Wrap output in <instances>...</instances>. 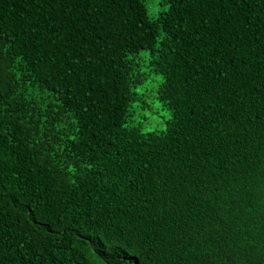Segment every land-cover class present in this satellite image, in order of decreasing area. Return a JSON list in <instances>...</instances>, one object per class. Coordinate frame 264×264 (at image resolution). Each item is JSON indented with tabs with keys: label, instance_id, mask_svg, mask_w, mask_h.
Wrapping results in <instances>:
<instances>
[{
	"label": "trees",
	"instance_id": "obj_1",
	"mask_svg": "<svg viewBox=\"0 0 264 264\" xmlns=\"http://www.w3.org/2000/svg\"><path fill=\"white\" fill-rule=\"evenodd\" d=\"M151 2L0 0V264H264V0Z\"/></svg>",
	"mask_w": 264,
	"mask_h": 264
},
{
	"label": "rangeland",
	"instance_id": "obj_2",
	"mask_svg": "<svg viewBox=\"0 0 264 264\" xmlns=\"http://www.w3.org/2000/svg\"><path fill=\"white\" fill-rule=\"evenodd\" d=\"M162 0H156L155 4L150 3V12L152 15H156V11L158 10V4L160 5ZM158 2V3H157ZM160 7V6H159ZM156 79V80H155ZM161 82V79L159 78V75H154L153 83L148 84L145 87H142L139 89V92L141 94H144L145 92L149 90H154L156 86H158ZM146 102L148 106H146V110L138 111L137 110V116L136 120L139 121L141 124V128L144 129V131H154V130H162L165 128L166 120L169 117V114L164 109L157 106L158 104H152V100L146 99ZM138 106L145 105V102L142 100H139L137 102ZM151 106V107H150Z\"/></svg>",
	"mask_w": 264,
	"mask_h": 264
}]
</instances>
